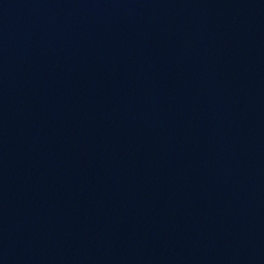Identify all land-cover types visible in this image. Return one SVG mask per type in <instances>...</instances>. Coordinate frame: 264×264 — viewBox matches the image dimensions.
I'll use <instances>...</instances> for the list:
<instances>
[{"label":"water","instance_id":"obj_1","mask_svg":"<svg viewBox=\"0 0 264 264\" xmlns=\"http://www.w3.org/2000/svg\"><path fill=\"white\" fill-rule=\"evenodd\" d=\"M0 264H264V0H0Z\"/></svg>","mask_w":264,"mask_h":264}]
</instances>
